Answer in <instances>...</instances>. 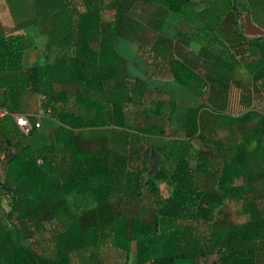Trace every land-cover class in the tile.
<instances>
[{"label": "trees", "instance_id": "16d2710c", "mask_svg": "<svg viewBox=\"0 0 264 264\" xmlns=\"http://www.w3.org/2000/svg\"><path fill=\"white\" fill-rule=\"evenodd\" d=\"M79 1L82 10L76 0H34L33 22L47 37L45 52H54L44 79L38 66L22 65L30 47L26 37L0 28L2 107L25 113L24 97L41 95L44 112L67 133L54 145L28 148L23 137L38 130L33 127L22 135L11 126L10 117L0 120V133L7 142H15L13 153L4 155L15 175L12 183L1 185L10 212L15 213L12 225L3 228V264H99L88 251L107 242L121 251L123 264H129L133 241L138 264H196L206 255L215 257L213 264H264V206L258 204L264 201V160L249 158L247 152L254 136L257 149L264 142V117L251 132L243 130L241 147L236 154L229 148L231 156L226 159H219L223 148L217 142L207 151H192L187 139L159 145L162 126L147 123L145 110L140 121L130 109L133 97L142 98L146 81L129 75V63L118 50L120 40H134L140 32V23L128 15L134 0ZM164 1L163 7H154L148 23L158 27L169 11L180 13L190 3ZM213 3L235 7V0ZM105 8L114 10L112 20L103 19ZM234 32L244 44L252 42L238 28ZM186 64L172 61L171 74L178 84L192 86L197 93L201 78ZM207 82L214 84L208 77ZM205 101L216 113L225 108L227 96L209 92ZM199 108L182 113L181 126L185 138L199 132L202 142ZM158 112L153 113L157 118ZM30 120L34 121L31 115ZM229 121L232 124L233 119ZM97 124L105 127L95 128ZM86 127H94L89 132L98 138L90 150L83 146ZM154 152L162 164L151 174L149 159ZM167 161L171 169L164 166ZM155 180L170 182L171 194L161 197ZM71 193H90L95 206L76 210L66 199ZM144 194L154 202L147 222L122 208L123 199L131 204ZM228 198L240 204L247 221L218 219Z\"/></svg>", "mask_w": 264, "mask_h": 264}, {"label": "crops", "instance_id": "0c3cea01", "mask_svg": "<svg viewBox=\"0 0 264 264\" xmlns=\"http://www.w3.org/2000/svg\"><path fill=\"white\" fill-rule=\"evenodd\" d=\"M9 1H0L5 3V7L0 9V28L23 34L29 43H33L30 37L40 34L37 24L33 22L36 15L34 0H30L29 3L26 0L25 2ZM213 1L190 0L182 12L169 11L158 27L148 23L149 17H146L144 23L140 24V31L145 28L156 34L163 30L168 15L177 19L178 23L172 29L173 35L167 37V45L164 47L157 45L155 41L148 43L125 39L120 41L135 55L136 63L148 75L138 76L146 81V88H150L148 77L156 82H176L170 71L172 61L183 63L185 60L189 63L186 65L192 69L196 77L201 78V83L196 87L197 93L192 86L183 87L198 98L203 95L204 102L192 108L200 107L198 116L201 122L202 142L197 137L199 132L185 139L189 142L192 151L211 150L213 144L217 142L223 148L220 150L223 155L219 159H226L231 156L229 148L233 147V153L236 154L237 148L241 147L243 130L251 132L253 128L260 126L259 119L264 117V57L262 56L264 0H235V7L232 9L216 6ZM237 28L252 42L244 44L234 32ZM178 34L184 35L187 41H181ZM121 55L124 57L123 54ZM22 65L27 67L23 59ZM161 71H166L168 74L164 78L162 75H157ZM149 73L153 75L150 77ZM207 77L214 82L212 86L207 82ZM151 89L162 92L156 88ZM209 92L227 96L224 109L213 112L205 101ZM164 94L171 101L170 97ZM4 100L5 92L0 90V105L4 104ZM192 109L188 108L185 112ZM204 111L210 112L208 116L203 117ZM231 118L232 124L229 121ZM11 120L13 121L11 126L16 129L14 120L12 118ZM195 137L201 143L200 148L197 149L193 145ZM2 143L0 137V145ZM256 146L257 141L254 136L247 148V152L251 154L249 158L264 160V142L258 145L260 148L257 149ZM149 168L151 171L150 159Z\"/></svg>", "mask_w": 264, "mask_h": 264}, {"label": "rangeland", "instance_id": "374dc122", "mask_svg": "<svg viewBox=\"0 0 264 264\" xmlns=\"http://www.w3.org/2000/svg\"><path fill=\"white\" fill-rule=\"evenodd\" d=\"M26 1L29 3L30 0ZM76 1L79 9L82 10L83 8L80 1ZM8 2L10 1L8 0ZM22 2H25V0ZM164 5V0H134L128 15L131 21L137 23L139 22L141 24L144 23L146 17H149L155 8L163 7ZM1 7L4 8L5 3L0 2V9ZM102 16L105 20H112V17H114V10H106L105 8ZM177 23V19L174 16L168 15L161 32L156 34L143 28L142 31L138 32L133 41H142L146 43L155 41L157 45L164 47L167 45V37L173 35L172 29L176 27ZM5 33L10 34L11 32L5 31ZM30 38L33 43L30 42V47L24 53V64L26 66H38L40 77L44 79L46 77V65L52 60L54 52L50 54L45 52L46 37L44 35L36 34ZM118 50L124 55L129 63L128 72L131 77L148 76L142 71L141 66L136 63L134 57L135 55L129 51L121 41L118 43ZM167 74L168 73H166V71H161L157 75H162L164 78ZM152 75L153 73H149L150 77ZM147 81L150 88H146L145 86V90L141 99H137L136 96L132 98V103L130 105L131 112H133L134 115L136 114L135 118L141 121L143 120L142 113L145 110L149 115L147 123H157L159 127L162 126L163 135L160 137L159 145L168 144L169 142L178 138L185 139L186 131L181 126L184 119L181 113H184L188 108L192 109L198 106L200 102H204V98L202 97L203 95L201 94L198 98L192 95L186 88L174 81L162 83L156 82L155 80H150L149 77ZM151 88H156L162 92ZM164 93H166L170 97L172 103H174L175 110H172L169 99ZM23 102L24 108L26 110L25 113L33 116L40 122V128L35 135L23 137L22 141L26 147L34 148L45 144L54 145L61 142V140H64L67 133L59 129V123L52 114H47L44 112L46 107L43 104V97L41 95L27 94L24 97ZM156 111H160L156 114L159 118L153 114L156 113ZM209 113L210 112L208 111H204L203 117L208 116ZM98 127L104 128L105 126L103 124L95 125V128ZM91 128L94 129V127ZM91 128H82V131L85 132V137H87L85 138V141H83V146L86 150L95 148L98 143V138H95V135H92L89 132ZM0 137L3 141L0 148V264H3L6 250V244L3 237V228H7L12 225V219H15V213L10 212L8 198L4 194L1 185L5 183H12V177L15 175L12 168L8 166L4 156L7 155L8 151L13 153L15 142L13 139L10 142H7L6 138H4V136L1 134ZM16 137L19 138L18 133H16ZM200 144V141L197 139V137H195L193 140V145L195 148H200ZM159 156L160 155L157 152L152 153L150 156V165L152 169L150 171L151 174L162 164ZM39 163L41 162L39 161ZM190 163L192 164V160H190ZM164 166L167 169L172 168V164L169 161L164 162ZM155 183L159 187V193L161 197H166L171 194L172 185L170 182L155 180ZM66 199L78 211H84L95 206V201L90 193L84 195H76L71 193L66 196ZM127 202L128 201L126 199L122 200V208L127 211L128 214L136 219H141L146 222L151 219V211L154 208V202L153 199H151L148 195H142L131 204ZM223 204L224 205L218 212V219L235 224H240L248 220V216L240 212L241 206L239 203L233 201L231 198H228L224 200ZM258 204L260 207H262L264 206V201H261ZM88 254L94 255L99 264H123V255L121 251L114 247L111 242L101 245L98 249H90ZM136 258V243L133 241L131 242L130 249L128 251V263L138 264ZM214 260V256L206 255L205 257L199 258L196 261V264H213Z\"/></svg>", "mask_w": 264, "mask_h": 264}, {"label": "built area", "instance_id": "2783aa9c", "mask_svg": "<svg viewBox=\"0 0 264 264\" xmlns=\"http://www.w3.org/2000/svg\"><path fill=\"white\" fill-rule=\"evenodd\" d=\"M5 116H9L14 120L22 135H28L33 127L37 130L40 128V122L35 118L32 122L29 114L11 112L0 105V120Z\"/></svg>", "mask_w": 264, "mask_h": 264}]
</instances>
